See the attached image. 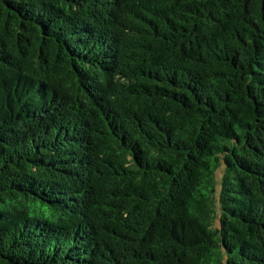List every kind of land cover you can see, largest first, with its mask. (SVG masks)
I'll list each match as a JSON object with an SVG mask.
<instances>
[{
	"label": "trees",
	"instance_id": "16d2710c",
	"mask_svg": "<svg viewBox=\"0 0 264 264\" xmlns=\"http://www.w3.org/2000/svg\"><path fill=\"white\" fill-rule=\"evenodd\" d=\"M0 264H264V0H0Z\"/></svg>",
	"mask_w": 264,
	"mask_h": 264
}]
</instances>
